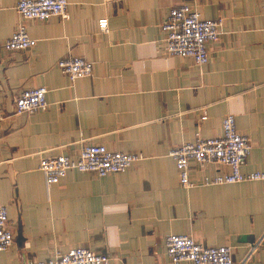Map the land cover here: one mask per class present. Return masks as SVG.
<instances>
[{"label": "crops", "instance_id": "0c3cea01", "mask_svg": "<svg viewBox=\"0 0 264 264\" xmlns=\"http://www.w3.org/2000/svg\"><path fill=\"white\" fill-rule=\"evenodd\" d=\"M17 1L0 0V206L14 238L0 264H36L73 248L108 264H171L170 234L230 247L235 264H264V179L185 189L169 157L174 147L219 138L233 115L252 146L241 172L264 176L263 0H67V20L29 22L35 46L7 52ZM181 5L223 20L202 69L164 53L160 26ZM103 18L107 33L97 27ZM72 56L92 64L90 77L71 82L59 71ZM41 87L46 110L14 115V99ZM82 145L143 159L105 177L68 171L47 186L39 160L74 158ZM226 173L192 164L189 177Z\"/></svg>", "mask_w": 264, "mask_h": 264}, {"label": "built area", "instance_id": "2783aa9c", "mask_svg": "<svg viewBox=\"0 0 264 264\" xmlns=\"http://www.w3.org/2000/svg\"><path fill=\"white\" fill-rule=\"evenodd\" d=\"M264 2V0H263ZM67 0H18L15 11L20 21L15 31L3 43L7 52H20L35 46V40L27 33V24L31 21H47L51 18L68 19ZM223 25L221 18L215 20L201 18L197 9L190 5L172 8L161 24L164 35L163 49L168 56L187 58L198 67L208 63V45L217 42ZM102 33L109 30L106 18L97 22ZM59 71L71 82L88 78L92 74V64L77 56L61 59L57 62ZM46 89L25 90L14 99V115L31 114L47 108ZM4 118L0 108V121ZM222 134L219 138L199 140L196 143L182 144L169 152L178 174L182 188L218 186L263 180V174L241 172L251 152L249 139L236 130L233 115H227L222 121ZM143 158L139 154H126L109 151L102 145H82L74 158L64 155L44 157L39 160L37 170L43 175L45 184L52 186L60 182L68 171L90 173L98 177L124 173ZM192 164L199 168L207 165H219L228 170L226 174L204 177L201 182L190 180ZM262 238L254 243L248 255L260 244ZM13 234L9 229L5 206H0V255L13 245ZM165 252L171 264L183 262L189 264H235L230 247H206L187 235L170 234L164 240ZM109 257L95 254L84 248H73L65 253L55 252L48 260L36 264H108ZM243 264V262L239 263Z\"/></svg>", "mask_w": 264, "mask_h": 264}]
</instances>
